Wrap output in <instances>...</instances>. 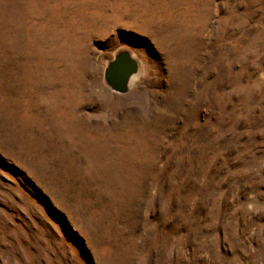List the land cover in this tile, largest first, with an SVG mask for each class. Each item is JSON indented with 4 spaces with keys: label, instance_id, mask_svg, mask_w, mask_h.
<instances>
[{
    "label": "rangeland",
    "instance_id": "374dc122",
    "mask_svg": "<svg viewBox=\"0 0 264 264\" xmlns=\"http://www.w3.org/2000/svg\"><path fill=\"white\" fill-rule=\"evenodd\" d=\"M0 264H264V0H0Z\"/></svg>",
    "mask_w": 264,
    "mask_h": 264
},
{
    "label": "water",
    "instance_id": "95a60500",
    "mask_svg": "<svg viewBox=\"0 0 264 264\" xmlns=\"http://www.w3.org/2000/svg\"><path fill=\"white\" fill-rule=\"evenodd\" d=\"M140 71L139 62L128 50L119 51L105 69L104 81L107 87L117 93L126 94L131 79Z\"/></svg>",
    "mask_w": 264,
    "mask_h": 264
},
{
    "label": "bare ground",
    "instance_id": "6f19581e",
    "mask_svg": "<svg viewBox=\"0 0 264 264\" xmlns=\"http://www.w3.org/2000/svg\"><path fill=\"white\" fill-rule=\"evenodd\" d=\"M137 76H138V75L134 76V77L131 79V81H130V85H131L132 81H133Z\"/></svg>",
    "mask_w": 264,
    "mask_h": 264
}]
</instances>
